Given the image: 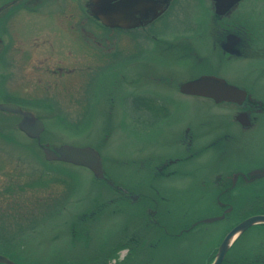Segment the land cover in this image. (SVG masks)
<instances>
[{
	"label": "rangeland",
	"instance_id": "obj_1",
	"mask_svg": "<svg viewBox=\"0 0 264 264\" xmlns=\"http://www.w3.org/2000/svg\"><path fill=\"white\" fill-rule=\"evenodd\" d=\"M11 1L0 0V4ZM80 2L85 6L87 0ZM40 5L44 12L56 8H49L52 0H41ZM9 14L13 12L5 14L9 27L0 19V43H5L0 44V103L16 102L46 123L42 138L32 140L18 128L21 115L0 111V249L11 242V252L19 254H7L18 264L31 260L55 264L68 259L88 264L91 258L111 254L107 262L114 264L133 246L143 255L138 264H207L212 251L243 214L264 210V190L240 197L236 194L243 188H238L229 207L225 191L236 171L247 172L264 165V110L255 117L256 125L246 130L234 119L233 103H217L177 90L186 79L219 72L231 81L253 86V96L264 103V58L221 66L215 58L204 60L188 43L158 49L163 41L190 39L202 53L210 54V49L204 47L213 40L214 31L208 30L216 16L212 0H171L155 15L168 27L139 31L142 52L129 62L119 59L100 66L95 62L98 58L107 63L106 59L112 57L95 46L98 58L89 63L93 80L86 84L84 70L71 73L80 81L59 68L53 72L54 59L66 68L68 64L76 66L82 33L76 42L75 34L57 21L46 24L51 23L49 15L45 19L40 12L27 10L10 19ZM231 16L238 24L264 26V0H243ZM230 18H226L228 22ZM112 33V45L132 54L134 39L119 37L123 33L117 30ZM145 89L156 94H142ZM152 97L157 99L151 102L153 105L164 103L166 110L159 109L152 115L146 109ZM161 115L164 121L156 119ZM202 121L217 124L222 147L211 150L208 167L207 160L201 158L176 165L179 173L168 181L154 178L160 189L158 197L153 196L156 204L146 198L133 203L93 178L90 169L47 160L42 148L46 143L93 146L100 151L105 172L114 183L128 193L144 190L150 196L152 189L142 184L150 182L158 156L155 151H163L168 157L182 156L178 139L188 125L196 129ZM151 145L154 154L147 153ZM219 168L223 181L218 191L224 192L215 197L211 183L216 174L208 177L205 169ZM261 182L264 184V176ZM230 207L232 211L223 219L199 221L221 216ZM151 208L158 211V223L163 227L154 228L149 222ZM87 226L92 231L84 235ZM135 227L138 238L132 246L129 236ZM247 231L243 238L249 244L264 240L263 224ZM119 239L128 245L115 257L113 247ZM235 252L230 251L228 256H235Z\"/></svg>",
	"mask_w": 264,
	"mask_h": 264
},
{
	"label": "flooded vegetation",
	"instance_id": "obj_2",
	"mask_svg": "<svg viewBox=\"0 0 264 264\" xmlns=\"http://www.w3.org/2000/svg\"><path fill=\"white\" fill-rule=\"evenodd\" d=\"M119 1L126 6H123V8L120 9L122 15L116 16L117 18L115 17L112 18L113 23H108L105 22L104 20L101 21L99 18H97L94 15V11L97 10L95 8L94 0H87L85 6L81 4L80 0H52V5L49 8H53V7L56 8L53 9V11L51 12L43 11L42 6L40 5L41 0H12L11 2H6L3 5L0 4V14L1 11H5L3 16L0 17V19L3 21V24H6V26L9 27L10 23L5 22L6 21L5 14H8L10 13V11H12L13 15L9 14V18L11 19V16H16L20 12H26L27 10H31L34 13L40 12L41 15H44L43 18L45 19H46L45 15L46 16L49 15L48 17H50L49 19L51 23H46V24L56 23L57 21L59 25L63 27L64 30L66 29L71 30V32L75 34L73 36L75 37L76 42L77 40H81L79 34L82 33L84 38L79 43L82 46L80 52L81 53L85 52V55L80 53L79 57L82 59L77 57L76 66L71 67V64H68L67 68L63 66L61 63H58L54 59L55 67L53 68V72L56 68H59L63 71L64 74L67 73L70 74L71 76H76L74 79L76 81H80L77 75H73L71 73H74L73 72L74 70H76V72L78 70H84L88 76L85 82L86 84L88 81L89 83H91V81L93 80L92 66L89 65V63L95 61L96 60L95 58H98V53L96 52L95 46L97 47L100 46L101 47V49H99L100 52L104 51L105 55H110L112 57V60L107 61L106 59L107 63H105L103 60L98 58L95 62L100 66L102 64L109 65L119 59L125 60V62H129L132 56L139 55L142 52L140 45L141 42L139 41V38L142 36V34H139L138 33L139 31L141 30L148 31V30H154L155 28L161 29L168 27L163 21V19L159 20V18L157 19L155 15L158 14L161 10H164L171 0H119ZM231 1L232 0H222V5L226 6L230 4ZM242 1L243 0L235 4L227 13H225V15L216 14V16H214V22H212L211 25H208V30L214 31L213 33H215V37L213 38V40H211V42L209 41V44H207L204 47L205 49H210V54L202 53L198 47L199 45L195 46L190 39H182L179 40L178 42H174L171 40L163 41L164 44L160 45L158 49L159 48L165 49L166 47L178 48V44L188 43L191 45L192 50L194 49L196 52H198L204 58V60L210 61L211 58H215L218 64L221 66L224 63L228 64L237 61H253L256 59L264 58V26L261 25L246 26L243 24H238L235 21L236 17L231 16ZM212 2L215 5V1L212 0ZM115 3L116 2H113V4ZM215 13H216V6H215ZM160 16L161 15H159L158 17ZM229 16L231 17L230 22H228V20L226 19ZM113 30H117V32H122L123 34H119V37L121 38L125 36H129L134 39L133 43L135 44V48L132 54H129L126 51V48L125 51H123V47L116 48L115 46L112 45V42L110 41L111 39L110 36L113 34L112 33ZM133 31L135 32L133 33ZM83 41L86 44H84ZM89 41L91 42L89 43ZM0 44L5 45L3 41H1ZM114 47H115V51H113ZM183 47H185V45L179 46V48L182 49ZM125 57H129V59H126ZM58 60L61 61L60 59ZM69 63H71V61ZM213 73L214 75L225 78L229 83L247 90L248 94L252 95V98H247L244 101V103L235 105L239 108L235 116L237 117L238 114L245 112V114L249 116L248 117L249 124L247 126H244L238 120L235 119V121L246 130L247 129L249 130L252 127H254L256 125L255 117L257 116V114L262 113L264 110L263 103L257 100L256 98H254L253 96L255 94V88L243 81H231L228 78V76H226L223 73H219V72H213ZM213 73H206V74L213 75ZM206 74H200L198 75V77ZM148 91H149L148 89H145L144 92L141 93L156 94L153 91L151 92ZM153 100H157V99H155L154 97L150 98L148 100L149 101L148 105L150 107L146 108L148 111H152V115H154V111H158L159 109L162 112L166 110L164 103H160V104L158 103L157 105H153L151 103ZM140 103L143 105L144 104L143 100H140ZM85 106L89 107V105H85ZM141 116H145V115L142 114ZM162 117L165 116L164 115L157 116L156 119H158L159 121H164ZM156 119L154 121H156ZM206 132H209V134H206ZM226 136L229 137V135ZM177 143L179 145V148L183 150L184 154L182 156L168 157V155H166L165 152L160 150H156V151L154 150L158 156L155 157L156 165L153 166V168H151L150 182L149 183L142 182L143 186H149L150 189H152L153 193L150 196L144 190H139L136 192V194H129L127 190L122 186H119L115 183L111 185L109 181H107V183L110 186L115 187L116 189L114 190L123 197L125 196L130 197V199L133 200V197L136 196L137 198L134 199L136 201L141 200L142 198H146L150 200V202H154L153 204H156L158 202L156 200L157 198H154L153 196L158 197V193H160V189L155 185L154 178H156L157 180L161 179L163 181H168L169 179H171L172 177L176 176L179 173L176 165L180 163L182 164L191 163L201 158L207 160V158L211 156L210 154H212L211 150H217L218 147H222V136L220 130L218 129L217 124H209L207 121H202L200 124L196 126V129H193L192 126L188 125V127H186L185 129L184 135L178 139ZM154 151L151 145L150 151L147 153L154 154ZM214 164L215 165L218 164V158H216ZM208 166H210V163L207 160L205 163V167ZM143 168L144 166H142V169ZM262 168H264V165L260 169ZM220 169L221 168L205 169L209 171L208 177L216 174V176L214 177L211 183V185L215 190V197L217 195H222L224 192V190L221 192L218 191L220 184L223 181V178L220 175H218ZM251 171L253 170L247 172H243L239 170L236 171L234 181H232L225 189V191L227 192L226 194L227 204H229L230 206H231L230 202L235 201L234 195L237 192L236 189L238 188L241 187L243 188L242 191L236 194V195L240 194L238 195L240 197L248 193H261L260 191L264 190V184H262L261 182L262 177L252 176L250 174ZM252 178L255 179L252 180ZM203 180L206 182V179ZM113 196L115 197L114 194ZM236 200H238V198ZM150 212L152 213L151 215H149V222L151 223V225L154 226V228H156L158 225H160V222L158 223V218H159L158 211H155L154 208H151ZM259 214H264V210L259 209L256 212H251V213L248 212L246 214H243L239 219L238 223H236L232 228H234L237 224H239L243 220ZM206 219L207 218H204L199 221L206 222ZM160 226L163 227L162 225ZM137 229L138 228L135 227V229L133 230L134 232H132L129 236V239L132 241V243L130 242L132 246L135 244V240L138 238ZM247 230L237 237V239L234 241L233 245L230 247L228 251L229 253L230 251L236 249L235 256L233 257L228 256L227 253L226 257L224 258L221 264H264V240L258 242L257 245L254 246L253 244H249V242L246 241V237L243 238V236L248 233ZM91 231L92 229H90L89 226H87L86 230L82 234L89 235ZM11 244L12 243L9 242V245ZM9 245L3 249H0V254L5 255L9 259L15 261V259H13L12 256L7 253H13V255L18 256L19 252L17 253L11 252V248L9 247ZM127 245L128 243L124 242L123 239H119L118 241H116V246L113 247V251L116 254L115 257L121 252V250L126 248ZM219 247H216L214 251H212L209 257V261H207V264H211L213 262V260L217 255ZM245 254H247L250 257L244 258L243 255ZM111 256L113 257V255L111 254V255H104L101 257H97L96 259L91 258L90 259L91 262L88 264H113L111 262H107L108 260H111ZM142 257L143 255L139 254V252L136 249V246L135 247L133 246L129 254L123 256L122 259L119 258V260H116L114 264H138L139 260H141ZM60 261L61 260H59V262L57 261L54 263L55 264H87V262H82L81 259H68L67 261L64 262H60ZM22 262L26 264H48L45 261L35 262L33 260L29 262L26 261H22ZM16 264L18 263L16 262Z\"/></svg>",
	"mask_w": 264,
	"mask_h": 264
},
{
	"label": "water",
	"instance_id": "obj_3",
	"mask_svg": "<svg viewBox=\"0 0 264 264\" xmlns=\"http://www.w3.org/2000/svg\"><path fill=\"white\" fill-rule=\"evenodd\" d=\"M216 6V14L225 15L235 4L241 0H232L230 4L222 5V0H214ZM113 2H116L113 4ZM96 14L103 18L108 23H113L112 18L122 15L120 9L123 6L119 0H96ZM129 14V13H127ZM129 16V15H128ZM118 20V19H117ZM119 21V20H118ZM180 91L186 95L201 96L211 98L217 103L231 102L236 104H242L247 98H252L247 90L242 89L234 84L229 83L225 78L217 75H202L190 80H187L180 84ZM0 110L16 113L21 115V119L18 123V128L24 132L29 138L41 139V135L44 132L46 126L45 122L37 117L33 111L24 110L22 106L13 102L0 103ZM247 116V117H246ZM249 116L245 112L237 115L236 119L247 126L249 124ZM42 148L45 153V157L49 161H62L77 166H83L91 169L94 175L99 179H107L102 155L98 149L93 146H77L69 143H64L58 146H51L50 144H43ZM252 176L263 177L264 168L254 169L250 173ZM255 178H252V180ZM109 183L113 182L107 179ZM137 197L134 196V199ZM232 208H228L221 216L207 218L206 222H213L226 217V213L231 212ZM256 224H264V214L251 216L238 225H236L225 237L224 241L219 247L218 253L212 264H221L229 251L232 242L241 233L245 232L248 228ZM0 262L14 264L8 257L0 254Z\"/></svg>",
	"mask_w": 264,
	"mask_h": 264
}]
</instances>
